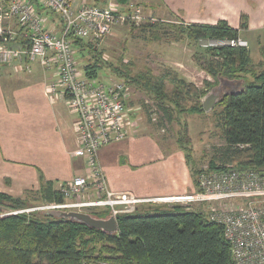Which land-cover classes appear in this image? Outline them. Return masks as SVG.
<instances>
[{"label":"trees","instance_id":"1","mask_svg":"<svg viewBox=\"0 0 264 264\" xmlns=\"http://www.w3.org/2000/svg\"><path fill=\"white\" fill-rule=\"evenodd\" d=\"M27 1L33 3L40 14H53L56 29L66 31L68 24H64L61 16L43 10L39 0ZM121 2L124 6L130 1ZM91 4L103 6L104 1L93 0ZM184 24L162 22L145 25L144 30L153 37L160 35L155 36L156 40L163 36L169 40H188L196 44L206 38L239 37V31L223 20L216 25L192 24L185 27ZM241 27H248L246 16H243ZM67 37L76 49L78 68L87 77L99 79L104 69L106 75L129 86L142 79L140 75L130 76L126 72L127 66L124 70L112 65L106 66L102 57L97 55L99 49L77 38L72 30L69 29ZM0 42L8 44L3 40ZM261 55L264 66V45L261 46ZM203 56L193 55L192 60L215 80L213 83L208 81L205 88L200 89L196 84L179 78L176 72L171 74L172 71H169L167 77L161 76L164 82L170 80L174 85L172 103L167 104L166 97L162 95L164 84L158 79L156 85H153L164 117L172 123L176 120L177 111L202 114L205 112L202 98L219 83V77L244 79L245 92L224 96L219 103L224 107L223 128L227 146L215 155L214 161L222 163L219 169H215L213 161V169L208 170H220L233 164L241 171L264 172V67L262 70L255 68L248 48H209ZM247 75H251L250 81L246 79ZM188 132L186 124L185 131L179 134L178 142L185 152L198 188V177L204 170L199 172L192 164ZM31 193L40 195L44 204L65 202L64 196L52 182L43 181L38 191L25 195ZM28 203L29 199L25 196L20 198L0 192V264H83L84 261L99 260L118 264H234L232 247L225 237L224 227L210 221L206 205L197 208L175 205L168 208V204H154L156 209L148 210L139 207L135 213L117 217L119 232L110 235L82 223L48 216L44 211L13 214L33 208ZM94 215L108 218L110 210L96 212Z\"/></svg>","mask_w":264,"mask_h":264},{"label":"built area","instance_id":"2","mask_svg":"<svg viewBox=\"0 0 264 264\" xmlns=\"http://www.w3.org/2000/svg\"><path fill=\"white\" fill-rule=\"evenodd\" d=\"M39 1L43 10L61 16L68 28L58 31L48 27L47 19L27 0L2 4L0 40L8 43L15 39L16 31L11 25L15 22L23 29L28 42L21 48H11L0 42V66L19 61L24 67L18 69L26 72H32L31 65L36 62L48 69L56 67L57 78L48 85L47 92L65 98L70 112L76 116L79 147L73 153L84 159L88 167L86 175L57 188L65 202L46 204L39 210L86 212L105 208L117 218L135 213L143 204L206 205L210 221L224 227L234 264H264L263 172L241 171L232 165L220 170H205L198 177V188L182 196L143 199L130 192L114 193L109 189L99 152L108 145L126 140L139 128L127 103L130 86L113 77L108 80L87 77L78 68L76 49L67 33L72 30L77 38L92 43L97 49L117 27L139 26L144 19L140 7L133 2L120 6L117 0H103V6H93V0ZM198 45L205 49L248 48L249 42L240 37L206 38L199 40ZM87 193L96 196L83 198ZM87 264L118 263L99 260Z\"/></svg>","mask_w":264,"mask_h":264},{"label":"crops","instance_id":"3","mask_svg":"<svg viewBox=\"0 0 264 264\" xmlns=\"http://www.w3.org/2000/svg\"><path fill=\"white\" fill-rule=\"evenodd\" d=\"M167 2V13L175 16L180 8L181 21L188 25H216L223 20L239 31L240 38L247 40L243 33H254L262 58L259 65L263 66L264 0ZM43 16L50 28H57L53 14ZM243 16L248 21L245 29L241 27ZM16 24L11 23L15 39L5 44L11 48H21L26 42L24 32ZM249 52L251 56L250 46ZM19 66L23 69L24 63L16 61L0 66V192L21 198L38 191L43 181L58 188L84 176L88 167L84 159L73 153L79 147L76 116L70 112L65 98L47 92L48 85L57 78L56 67L48 69L36 62L32 72H26L19 70ZM65 108L71 116L65 113ZM155 134L156 131L135 130L126 140L100 150L99 160L110 190L131 192L143 199L182 196L196 190L184 150L178 146L165 147L164 140ZM93 196L96 194L87 193L83 198ZM149 205L153 204H143L141 208Z\"/></svg>","mask_w":264,"mask_h":264},{"label":"rangeland","instance_id":"4","mask_svg":"<svg viewBox=\"0 0 264 264\" xmlns=\"http://www.w3.org/2000/svg\"><path fill=\"white\" fill-rule=\"evenodd\" d=\"M129 1L141 6L140 9L144 16L142 23L139 26H130L127 24L117 27L112 35L107 36L106 39L99 43L97 55H99L100 58L102 57L106 66L112 65L113 67H120L121 70H124L125 66H127L126 72H128L130 76L134 77L140 75L142 77V79L136 80V84H131L129 91L130 98H127V103H129V107L132 108L131 112L135 114L134 117H136L139 124L138 132L154 133L156 131L157 134L155 135L159 136L161 141L164 140V146H169L172 149L173 147H180L178 142L180 139L179 134L185 131V125L187 124L189 129L188 138L190 137L189 143L191 145L190 155L192 164L199 172L213 169L212 165L217 151L227 146L224 139L223 128L224 107L217 104L213 111L209 113L204 112L202 114H192L187 111L178 113L177 111L176 120L169 123L158 105L156 92L153 91V85H156L159 79V82L164 84L162 95L166 97L165 102L167 104L172 103L175 91L173 88L174 85L171 84L170 80L164 82L161 77L162 75L167 77L166 73L169 71H172L171 74H175L176 72L179 78L184 79L188 83L196 84L200 89L205 88L208 81L213 83L215 80L192 60L193 55L202 54L203 56V53L208 49L202 48L198 44L189 42L188 40L181 42L175 41L172 38L170 40L167 37L162 38L163 36L159 38L160 40H156L155 36L160 35H155L153 37L145 32V25H156L162 22H175L178 24L184 22L181 21L180 8L177 10L178 13L176 12L175 16L172 12H169L171 10L167 13L166 6L169 5L167 0ZM6 2H8V0H0V6ZM117 2L121 6V0H117ZM178 3L180 4L179 7H182V3ZM166 13L168 16L165 15ZM150 18H154V20ZM184 23L186 27L188 24L186 22ZM254 35V33H243V37L249 41L251 57L255 68L257 70H262L264 66L259 65V61H261L262 58L259 53L258 40L256 41ZM263 38L264 37H261V41H263ZM262 43L263 42L260 44ZM86 57L90 59L88 55H86ZM86 61L84 63H86ZM84 63L81 65H85ZM110 76L106 75L104 69L101 70L100 77L102 80L112 78ZM246 79L250 81L251 75H247ZM218 84L219 83L215 86ZM185 105L189 106V104ZM64 111L68 116H71L66 108ZM220 164L222 163L216 161L215 169H219L218 167L221 166ZM232 166L234 165L232 164ZM24 196L29 199L28 204L32 205L33 208H27V211H24L26 209L20 211L27 213L36 210L41 211L39 208L46 205L42 202L41 196L38 194L31 193ZM173 206L174 205H169L167 207L170 208ZM141 209L148 210L156 208L153 204ZM104 210L106 211L107 209H88L85 213L94 215V213L104 212Z\"/></svg>","mask_w":264,"mask_h":264},{"label":"water","instance_id":"5","mask_svg":"<svg viewBox=\"0 0 264 264\" xmlns=\"http://www.w3.org/2000/svg\"><path fill=\"white\" fill-rule=\"evenodd\" d=\"M246 91V81L244 79H229L219 77V84L214 86L203 98L202 105L205 112L214 110L215 106L221 102L224 96L239 95ZM264 176V172L261 174ZM45 214L55 218H63L73 222L82 223L90 228L101 230L113 235L119 232L117 219L114 216L108 218H98L92 214L78 211L47 210Z\"/></svg>","mask_w":264,"mask_h":264},{"label":"bare ground","instance_id":"6","mask_svg":"<svg viewBox=\"0 0 264 264\" xmlns=\"http://www.w3.org/2000/svg\"><path fill=\"white\" fill-rule=\"evenodd\" d=\"M110 214H111V212H110ZM111 215H112V214H111ZM111 215H110V216H111ZM112 216H113V215H112ZM114 217H115V216H114ZM208 217H209V211H208ZM115 218H116V217H115ZM116 219H117V218H116ZM92 262H93V261H84L83 264L92 263Z\"/></svg>","mask_w":264,"mask_h":264}]
</instances>
